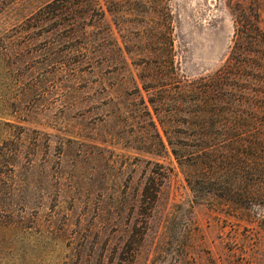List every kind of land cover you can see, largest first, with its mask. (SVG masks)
Instances as JSON below:
<instances>
[{
    "label": "rangeland",
    "instance_id": "1",
    "mask_svg": "<svg viewBox=\"0 0 264 264\" xmlns=\"http://www.w3.org/2000/svg\"><path fill=\"white\" fill-rule=\"evenodd\" d=\"M53 1L0 0V264H264V208L195 198L151 152L144 90L164 83L166 21L178 74L207 76L245 0Z\"/></svg>",
    "mask_w": 264,
    "mask_h": 264
},
{
    "label": "trees",
    "instance_id": "2",
    "mask_svg": "<svg viewBox=\"0 0 264 264\" xmlns=\"http://www.w3.org/2000/svg\"><path fill=\"white\" fill-rule=\"evenodd\" d=\"M55 0L61 11L89 0ZM96 1V0H95ZM87 3V2H86ZM97 4V3H96ZM84 17L103 15L96 5ZM261 0L229 4L233 33L223 63L195 79L179 75L170 21L164 32L162 84L144 85L154 116L151 152L169 150L194 197H212L233 209L264 208V29ZM163 6L155 4V8ZM165 16H170L169 11ZM163 27V25H158ZM160 27V28H161ZM156 37V34L153 38ZM157 39V38H156ZM160 68V67H159ZM150 89L152 91H150ZM153 184H156L153 182ZM159 185V184H158ZM143 189L141 207L151 208L159 189ZM264 227V217L258 222Z\"/></svg>",
    "mask_w": 264,
    "mask_h": 264
}]
</instances>
